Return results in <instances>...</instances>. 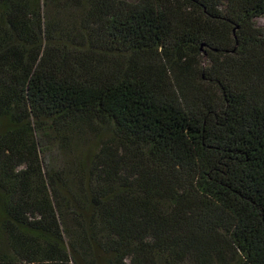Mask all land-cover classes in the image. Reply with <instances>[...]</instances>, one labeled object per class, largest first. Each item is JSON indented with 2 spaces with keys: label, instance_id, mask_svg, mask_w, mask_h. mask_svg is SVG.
<instances>
[{
  "label": "trees",
  "instance_id": "trees-1",
  "mask_svg": "<svg viewBox=\"0 0 264 264\" xmlns=\"http://www.w3.org/2000/svg\"><path fill=\"white\" fill-rule=\"evenodd\" d=\"M264 0H0V264H264Z\"/></svg>",
  "mask_w": 264,
  "mask_h": 264
},
{
  "label": "rangeland",
  "instance_id": "rangeland-1",
  "mask_svg": "<svg viewBox=\"0 0 264 264\" xmlns=\"http://www.w3.org/2000/svg\"><path fill=\"white\" fill-rule=\"evenodd\" d=\"M130 1H134V0H130ZM256 24L263 29L264 31V18H259V19H256Z\"/></svg>",
  "mask_w": 264,
  "mask_h": 264
}]
</instances>
